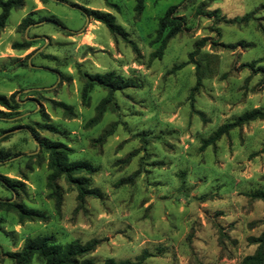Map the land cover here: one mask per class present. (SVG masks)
Masks as SVG:
<instances>
[{"label":"rangeland","instance_id":"rangeland-1","mask_svg":"<svg viewBox=\"0 0 264 264\" xmlns=\"http://www.w3.org/2000/svg\"><path fill=\"white\" fill-rule=\"evenodd\" d=\"M63 1L23 0L0 31V95L20 103L13 111L0 107V152L8 155L0 175L25 184L18 195L0 185V201L46 216L19 222L0 208V264H12L5 254L26 239L45 235L60 245L95 241L92 264L133 261L142 251L143 264H241L256 249L249 238L264 230V202L250 196L264 192V119L200 146L243 113H264V73L257 71L264 68V0H144L140 11L135 0ZM171 6L183 30L157 57L158 19ZM83 10L110 13L126 40ZM49 18L60 25L43 21ZM24 42L30 46L12 49ZM77 65L126 80L95 126L87 123L108 92L94 86L83 105ZM49 100L71 106L74 116ZM28 128L95 167L90 185L100 197L79 203L60 179L56 209L47 154Z\"/></svg>","mask_w":264,"mask_h":264},{"label":"trees","instance_id":"trees-1","mask_svg":"<svg viewBox=\"0 0 264 264\" xmlns=\"http://www.w3.org/2000/svg\"><path fill=\"white\" fill-rule=\"evenodd\" d=\"M64 2L63 0H56ZM144 0H135V10L140 11ZM23 0H0V31L5 27L6 21L12 10L22 7ZM85 15L102 24L113 37H119L126 40L127 34L122 27L115 23L114 17L110 13L101 12L98 10H83ZM176 6L169 7L166 12L158 19L156 40L159 42V47L155 52V56L160 57L166 47L167 41L183 30V23L180 17L175 16ZM247 18H243L245 20ZM55 25H60L59 22L53 18L43 19ZM27 25V23H25ZM202 44V42H201ZM199 44V45H201ZM30 46L29 42L23 44L14 43L12 49L21 50ZM196 54L194 50L188 56L189 62L192 63L193 56ZM77 65L79 77L82 81L80 99L83 105L88 103V94L94 86H98L108 93L107 97L103 99L96 108V114L91 118L87 125L95 126L101 120L102 114L107 108L114 109L112 103V95L116 91H121L126 87V80L112 72L104 74H88L82 71ZM182 65L177 66L179 69ZM248 67H253L252 64ZM257 71L264 73V68L259 67ZM199 79H197L195 87L192 88L191 94L197 90ZM53 109H59L65 116L73 117V109L71 106L54 100H49ZM0 107L8 111L17 110L20 107L18 100L14 96L6 98L0 95ZM257 119H264V113L258 109L245 112L231 123H227L218 127L206 140L201 141L200 149L203 150L208 146H213L222 136H225L234 128L240 127L246 123L255 121ZM38 130H47L54 132V128L49 125L35 124ZM28 133L31 138L37 143L41 151L47 154V168L49 174L47 176L46 186L49 190V197L54 201V206L59 209L62 201V191L58 185L60 179L64 180L68 185L73 187L77 193L76 199L82 203L88 197L99 198L100 193L90 185V176L96 172V168L89 162L82 160H71L72 149L66 144L59 141H51L41 139L38 132L34 128H28ZM3 138L2 141H4ZM8 155L0 152V162L6 161ZM0 185L9 190L12 195L25 192V184L22 181L11 180L5 176L0 175ZM250 196L254 199L264 202V192L257 191ZM0 208L6 211H12L18 217L19 222L27 221H41L45 220L46 216L36 209H31L16 200L0 201ZM249 242L256 246L252 255L245 256L241 264H264V230L258 237L249 238ZM96 242L91 241L81 244L78 241H71L65 245L57 243L56 239L51 235L36 236L28 238L24 241L21 249L18 252L6 253L5 256L12 264H34L37 261L40 264H92L87 256L95 249ZM148 257L146 251H142L133 261L124 260L115 262L111 259L105 261L104 264H143Z\"/></svg>","mask_w":264,"mask_h":264}]
</instances>
